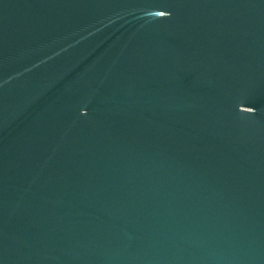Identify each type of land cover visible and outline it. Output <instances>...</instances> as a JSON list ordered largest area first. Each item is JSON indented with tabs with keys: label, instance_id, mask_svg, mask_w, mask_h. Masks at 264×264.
Wrapping results in <instances>:
<instances>
[{
	"label": "water",
	"instance_id": "water-1",
	"mask_svg": "<svg viewBox=\"0 0 264 264\" xmlns=\"http://www.w3.org/2000/svg\"><path fill=\"white\" fill-rule=\"evenodd\" d=\"M0 264H264V0H0Z\"/></svg>",
	"mask_w": 264,
	"mask_h": 264
}]
</instances>
